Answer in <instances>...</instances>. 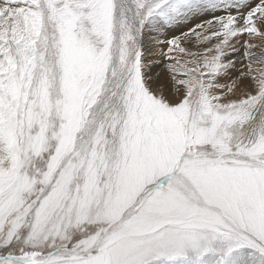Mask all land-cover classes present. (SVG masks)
Masks as SVG:
<instances>
[{
  "label": "snow or ice",
  "instance_id": "1",
  "mask_svg": "<svg viewBox=\"0 0 264 264\" xmlns=\"http://www.w3.org/2000/svg\"><path fill=\"white\" fill-rule=\"evenodd\" d=\"M0 264H264V0H0Z\"/></svg>",
  "mask_w": 264,
  "mask_h": 264
}]
</instances>
